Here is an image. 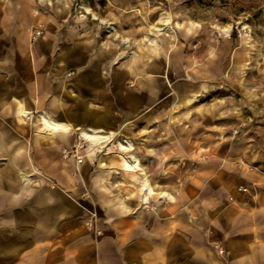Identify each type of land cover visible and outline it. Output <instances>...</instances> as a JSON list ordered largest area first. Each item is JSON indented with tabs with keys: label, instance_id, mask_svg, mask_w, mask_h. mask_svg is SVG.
Here are the masks:
<instances>
[{
	"label": "crops",
	"instance_id": "0c3cea01",
	"mask_svg": "<svg viewBox=\"0 0 264 264\" xmlns=\"http://www.w3.org/2000/svg\"><path fill=\"white\" fill-rule=\"evenodd\" d=\"M79 21L59 0H0V264H264V174L237 170L214 116L190 107L244 64L192 25L169 36L168 19L153 26L152 52L137 60ZM193 35L202 58L187 48ZM43 115L61 125L52 135ZM187 115L189 127L167 125ZM87 130L108 141L87 143L76 166L62 151ZM122 140L129 150L114 152ZM183 152L205 161L184 172ZM143 180L167 197L154 211L139 207Z\"/></svg>",
	"mask_w": 264,
	"mask_h": 264
},
{
	"label": "rangeland",
	"instance_id": "374dc122",
	"mask_svg": "<svg viewBox=\"0 0 264 264\" xmlns=\"http://www.w3.org/2000/svg\"><path fill=\"white\" fill-rule=\"evenodd\" d=\"M59 1L66 5L71 18L78 17L81 20L79 22H83L80 24L83 28L96 34L98 39L110 42L122 56L127 54L141 60L148 50L152 52L148 42L155 37L149 33L153 32V26L161 27L166 19L173 28L165 32L168 36L192 25L197 33H207L216 47L226 48L230 52V62L242 63L244 66L240 71H231V78L224 75L218 79L217 86L209 87L207 91L204 89L199 94L197 103L190 107L199 105L204 107L203 112L214 116V126L221 130L214 139L220 145L232 146L231 155L235 158L237 170L245 168L256 174H264V0ZM112 28L114 30L110 31ZM124 39L129 40L127 47L123 43ZM189 43L187 48L195 50L189 49V52H198L196 56L202 58L201 38L193 35ZM235 52H238L236 58ZM174 77L178 76L175 74ZM226 82L229 86L223 85ZM224 94L236 96L239 101L227 105L220 98H215ZM168 109L173 113L193 110L189 107L180 109L175 103ZM190 117L191 115H187L182 120L168 118L167 125L189 127ZM171 127L168 132L173 135ZM126 141L128 140H122L123 143ZM136 143L140 146L141 140L134 142V149ZM118 144H113V151L120 154ZM204 161L202 153L195 157L183 152L177 163L179 169L187 172L191 164H201ZM141 162L138 157L140 172L149 178ZM178 183L180 185L181 181L178 180ZM155 193L157 198L159 193ZM85 198L90 200L87 192ZM141 201L142 197L140 209Z\"/></svg>",
	"mask_w": 264,
	"mask_h": 264
},
{
	"label": "built area",
	"instance_id": "2783aa9c",
	"mask_svg": "<svg viewBox=\"0 0 264 264\" xmlns=\"http://www.w3.org/2000/svg\"><path fill=\"white\" fill-rule=\"evenodd\" d=\"M238 27V26H237ZM237 27L235 28L237 30ZM44 34V26L39 23L37 24L29 34V44L31 46H35L38 41L43 37ZM89 143L87 140L83 139L80 136V133L76 136V142L72 145V147L69 150H63L62 151V157L63 158H72L75 161L76 166H80L83 163V155L81 154V151L85 148L86 144ZM241 191L246 192L245 188H240ZM158 194V193H157ZM156 193L152 197H147L144 200V197L141 201V209L145 211H154L158 205H161L164 203L165 198L161 197V194L155 198ZM86 227L88 230H94V224L92 220H88L86 223ZM96 234H99V231H95ZM215 249L220 255H224L225 251L219 247L215 246Z\"/></svg>",
	"mask_w": 264,
	"mask_h": 264
},
{
	"label": "bare ground",
	"instance_id": "6f19581e",
	"mask_svg": "<svg viewBox=\"0 0 264 264\" xmlns=\"http://www.w3.org/2000/svg\"><path fill=\"white\" fill-rule=\"evenodd\" d=\"M42 124L45 127L48 135H52V133H54L58 127H61V125L53 122L52 120L49 119L48 116H45V115H43ZM80 136L83 139L87 140L89 142V144L92 146H100V145H102L108 141V137L104 136L103 134H101L98 131H93V130L81 131ZM130 146L131 145L129 143L128 144L122 143L121 145H118L117 148H118V150L124 152L126 150H129ZM136 166H137L136 164L129 163L130 170L138 168ZM141 185H142L141 191L143 193L144 200L147 197H152L154 195L147 180H143ZM161 197H163V196H161Z\"/></svg>",
	"mask_w": 264,
	"mask_h": 264
}]
</instances>
